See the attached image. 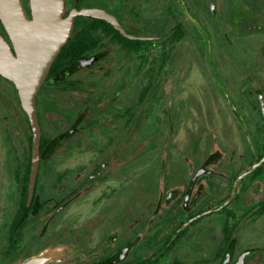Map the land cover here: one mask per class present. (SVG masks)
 Segmentation results:
<instances>
[{
	"label": "flooded vegetation",
	"instance_id": "af4514ba",
	"mask_svg": "<svg viewBox=\"0 0 264 264\" xmlns=\"http://www.w3.org/2000/svg\"><path fill=\"white\" fill-rule=\"evenodd\" d=\"M213 1L64 0L131 37L74 17L35 97L32 187V124L0 73V264H264V0Z\"/></svg>",
	"mask_w": 264,
	"mask_h": 264
},
{
	"label": "water",
	"instance_id": "95a60500",
	"mask_svg": "<svg viewBox=\"0 0 264 264\" xmlns=\"http://www.w3.org/2000/svg\"><path fill=\"white\" fill-rule=\"evenodd\" d=\"M31 18L27 15L22 0H0V18L14 45L0 34V73L15 83L21 104L27 112L33 128V158L31 187L36 174L39 124L35 97L52 62L69 38L76 15L102 18L112 23L123 34L131 37L122 28L117 18L100 8H74L65 16L64 0H29ZM215 13V4L210 0ZM64 255L39 253L24 259L20 264H49L59 262Z\"/></svg>",
	"mask_w": 264,
	"mask_h": 264
},
{
	"label": "rangeland",
	"instance_id": "374dc122",
	"mask_svg": "<svg viewBox=\"0 0 264 264\" xmlns=\"http://www.w3.org/2000/svg\"><path fill=\"white\" fill-rule=\"evenodd\" d=\"M217 2V7L219 8H225L226 6H230V1L228 2L227 0H216ZM168 4V0H160V15L161 16H165L167 17V12H166V7ZM207 24L211 27L212 21H210L208 19ZM207 27V26H206ZM208 30V28H207ZM213 39V36L211 37ZM182 108H184V98L182 97ZM90 203H91V197L89 195L85 196L84 198L82 197L81 201L77 204L78 206L75 207L74 213H76V216L81 217V218H85L86 215L89 212L90 209ZM40 253H55L56 255H64L63 254V249L60 248H52V247H48L46 249H44L43 251H41ZM26 259V258H24ZM19 259L16 262L12 263V264H20L23 260ZM50 264V263H49Z\"/></svg>",
	"mask_w": 264,
	"mask_h": 264
}]
</instances>
